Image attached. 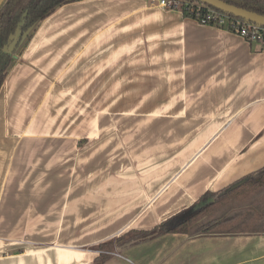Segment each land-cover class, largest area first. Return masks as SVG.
<instances>
[{
    "label": "crops",
    "instance_id": "0c3cea01",
    "mask_svg": "<svg viewBox=\"0 0 264 264\" xmlns=\"http://www.w3.org/2000/svg\"><path fill=\"white\" fill-rule=\"evenodd\" d=\"M153 2H71L18 44L0 87V264H92L264 166L262 44ZM143 97L158 124L91 142L106 136L92 104L123 115ZM111 248L102 264H264V231Z\"/></svg>",
    "mask_w": 264,
    "mask_h": 264
},
{
    "label": "trees",
    "instance_id": "16d2710c",
    "mask_svg": "<svg viewBox=\"0 0 264 264\" xmlns=\"http://www.w3.org/2000/svg\"><path fill=\"white\" fill-rule=\"evenodd\" d=\"M76 1L79 0H5L3 2L0 6V87L14 60V52L18 45L13 52L4 51L3 47L8 44V37L15 31L18 22L23 19L21 33L22 36L26 34V38L29 39L30 31L38 22L49 16L58 7ZM174 1L179 3L178 10L182 16L191 19L201 18L208 9L217 10L198 0ZM224 1L264 15V0ZM196 12H198L199 18H196ZM239 19L242 22L250 23ZM206 198H212V201L198 210L192 211V207L187 208L151 230L128 231L114 240L99 244L97 249L114 251L111 248L114 243H118L119 246L133 245L148 238L173 232L206 234L214 231L224 232L225 230L232 232L264 231V166L245 175L223 190L206 193ZM108 255L106 253L99 254L92 264H102Z\"/></svg>",
    "mask_w": 264,
    "mask_h": 264
},
{
    "label": "rangeland",
    "instance_id": "374dc122",
    "mask_svg": "<svg viewBox=\"0 0 264 264\" xmlns=\"http://www.w3.org/2000/svg\"><path fill=\"white\" fill-rule=\"evenodd\" d=\"M108 91L114 92V90H108ZM145 92H146L145 90H140V94ZM121 107L124 113L123 115L120 114V110H118V106H114L111 104L100 105L98 103V104H92L90 106L91 129L102 130V131L106 130V136H103V132H102L101 136H98V138L96 137L91 138L92 143L96 141L101 144H108L112 142L114 143V139L112 137L114 132L117 134V139H118V135L122 134L121 136L122 138H124V140H129L128 136H130L133 133V131L147 129L150 127L151 124L152 125L158 124L156 123V121H150V120L147 121L145 119L146 117L145 114L147 113L148 106H147V100L144 97L142 100L135 101L133 103L127 102L125 104H122ZM129 113H135V114L133 115ZM126 137L128 139H125Z\"/></svg>",
    "mask_w": 264,
    "mask_h": 264
},
{
    "label": "built area",
    "instance_id": "2783aa9c",
    "mask_svg": "<svg viewBox=\"0 0 264 264\" xmlns=\"http://www.w3.org/2000/svg\"><path fill=\"white\" fill-rule=\"evenodd\" d=\"M158 7L164 9L178 10L179 3L174 0H154ZM196 18L198 17V12H196ZM199 24L210 25L214 27H221L230 32L237 33L239 36L244 38L247 42L254 43L259 42L263 46L264 55V27L256 23L242 22L238 17L234 18L227 13L218 9H208L206 14L199 19H193ZM99 254L106 253L109 255H119L115 251H106L97 249Z\"/></svg>",
    "mask_w": 264,
    "mask_h": 264
},
{
    "label": "water",
    "instance_id": "95a60500",
    "mask_svg": "<svg viewBox=\"0 0 264 264\" xmlns=\"http://www.w3.org/2000/svg\"><path fill=\"white\" fill-rule=\"evenodd\" d=\"M5 0H0V6L3 4ZM199 2L208 4L215 9H219L233 17L241 18L245 21H248L250 23H256L258 25H261L264 27V15L257 13L256 11H250L247 10L241 6L229 4L224 0H198ZM25 15V14H24ZM23 24V19H21L16 28L15 31L9 35L8 37V44L4 45L3 50L6 52H13L16 48V46L19 44V42L22 40V38L25 36V34L22 36L21 33V26ZM212 201V198H206L205 200H200L196 202L192 206V211L198 210L204 206H206L207 203Z\"/></svg>",
    "mask_w": 264,
    "mask_h": 264
}]
</instances>
